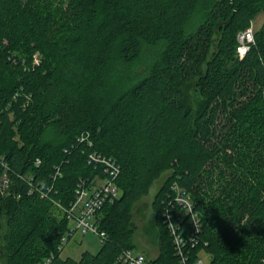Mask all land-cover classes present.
<instances>
[{
	"label": "trees",
	"instance_id": "trees-1",
	"mask_svg": "<svg viewBox=\"0 0 264 264\" xmlns=\"http://www.w3.org/2000/svg\"><path fill=\"white\" fill-rule=\"evenodd\" d=\"M261 13L239 58L236 35ZM143 46L162 49L121 83ZM90 154L119 167V196L95 214L98 251L62 258L79 183L106 175ZM3 175L0 264H120L133 208L162 176L151 264H179L164 218L174 183L201 223L191 258L260 264L264 0H0Z\"/></svg>",
	"mask_w": 264,
	"mask_h": 264
},
{
	"label": "built area",
	"instance_id": "built-area-1",
	"mask_svg": "<svg viewBox=\"0 0 264 264\" xmlns=\"http://www.w3.org/2000/svg\"><path fill=\"white\" fill-rule=\"evenodd\" d=\"M236 54L242 58L253 42V31L250 28L239 32L236 35ZM89 159L103 165L105 176L93 179L90 183L81 182L75 193V199L71 204L67 216L73 223L69 228V235L79 231L84 234L92 232L102 241L105 240V233L100 231L94 223L95 214L105 204H112L119 196V190L115 180L119 173V167L111 159L101 158L95 154H90ZM8 179L5 175L0 180V187L6 188ZM172 198L169 200L164 211L166 227L172 239L174 254L178 258L179 264H204L198 257L191 258L188 247L197 244V235L201 229L200 219L195 211L193 201L188 192L181 189L176 183L170 186ZM67 242L66 237L62 239L61 248ZM120 264H151L141 253L133 250H123L119 256ZM260 264H264L261 261Z\"/></svg>",
	"mask_w": 264,
	"mask_h": 264
},
{
	"label": "rangeland",
	"instance_id": "rangeland-1",
	"mask_svg": "<svg viewBox=\"0 0 264 264\" xmlns=\"http://www.w3.org/2000/svg\"><path fill=\"white\" fill-rule=\"evenodd\" d=\"M202 9L198 12L201 14ZM194 20V19H193ZM263 20V14H259L253 23L251 24V29L254 31L257 29ZM162 49V46L149 47L143 46L141 51V56L134 64L126 67L123 70L122 76H124L120 82L127 79H135L141 75L146 66L152 61L158 58V55ZM33 64H38V57L34 54ZM126 77V78H125ZM120 79V78H119ZM126 79V80H127ZM163 177V176H162ZM162 177L153 182L148 195L143 197L133 208V223L136 227L133 242L135 247L133 251L135 253H141L146 258H151L156 254V245L154 242V235L156 234V228L153 222V212H152V199L156 191L162 182ZM73 226V223L69 221V228ZM101 239L92 232L80 233L79 231L72 234L68 239L67 243L64 245L60 256L62 258L70 257L73 259H78L82 251H89L91 253H96L101 245ZM200 259L204 264H209V255L201 252L199 255Z\"/></svg>",
	"mask_w": 264,
	"mask_h": 264
},
{
	"label": "bare ground",
	"instance_id": "bare-ground-1",
	"mask_svg": "<svg viewBox=\"0 0 264 264\" xmlns=\"http://www.w3.org/2000/svg\"><path fill=\"white\" fill-rule=\"evenodd\" d=\"M66 236V235H65Z\"/></svg>",
	"mask_w": 264,
	"mask_h": 264
}]
</instances>
